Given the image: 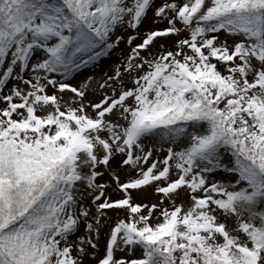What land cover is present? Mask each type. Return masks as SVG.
I'll return each mask as SVG.
<instances>
[{
	"label": "snow or ice",
	"instance_id": "obj_1",
	"mask_svg": "<svg viewBox=\"0 0 264 264\" xmlns=\"http://www.w3.org/2000/svg\"><path fill=\"white\" fill-rule=\"evenodd\" d=\"M0 264H264V0H0Z\"/></svg>",
	"mask_w": 264,
	"mask_h": 264
}]
</instances>
